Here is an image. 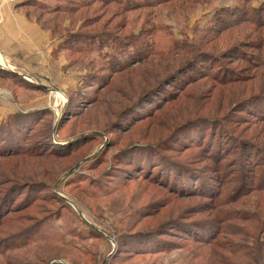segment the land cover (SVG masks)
I'll use <instances>...</instances> for the list:
<instances>
[{
  "label": "rangeland",
  "instance_id": "rangeland-1",
  "mask_svg": "<svg viewBox=\"0 0 264 264\" xmlns=\"http://www.w3.org/2000/svg\"><path fill=\"white\" fill-rule=\"evenodd\" d=\"M13 1L49 46L0 52V264H264V191L237 192L242 157L216 171L200 142L180 145L220 121L223 144L264 149V67L242 61L262 52L264 0ZM204 56L193 76L211 75L181 87ZM182 163L218 195L190 194ZM218 210L230 231L212 239ZM156 231L171 251L147 249Z\"/></svg>",
  "mask_w": 264,
  "mask_h": 264
},
{
  "label": "trees",
  "instance_id": "trees-1",
  "mask_svg": "<svg viewBox=\"0 0 264 264\" xmlns=\"http://www.w3.org/2000/svg\"><path fill=\"white\" fill-rule=\"evenodd\" d=\"M24 2L26 4H28L27 0L24 1ZM254 23H255L256 26H264V20L257 19ZM261 48H262V50H261L262 52H261L260 55L242 58V61L246 62V63H248V64H250V65H252L254 67H257L255 65H258V64H260V66H258V67H264V43H263ZM256 49H259V47L256 48ZM211 59H212L211 57H207V56H204V58L203 57L195 58V60H193L190 63V66H189L188 70L185 71V72L189 71V75H188V77H186V78H184L182 80L183 85L181 87H183L188 82H192V81L196 80L197 78L207 77V76L209 77L211 74L205 73V71L202 74L198 75V76H193V75H195L194 73L198 74L200 72V70L197 68V64L200 63V61H207L208 62ZM254 59H256V60H254ZM221 69H222V67L220 66V69L217 70V72H214L212 74L213 76H217V78H219L218 79L219 81H222V82H228V81L235 82L236 80H239L240 76H238V73L236 71L233 72L231 70L232 73L229 74V73H226V71L219 72V71H221ZM183 72L184 71H182V69H180V70H178L177 73L178 74H182ZM190 73H192V75ZM170 77L176 78V76L174 74H172ZM241 79H242V77H241ZM254 102L255 101H253V100L246 101L247 105L245 107L252 106L254 104ZM142 116H144V115H142ZM236 118H238V116H236ZM227 120H228V122L225 125H229L233 119L232 120L231 119H223L221 121H227ZM210 124L212 126V128H211L212 132H210V134H208L209 138L207 140L205 139V137L201 138V136H199V133H200L199 131L196 132V135H194V134L191 135V131L190 130H188V131L185 130V131H183V133L186 132V133H188V135H191V137L190 136L189 137L191 138V142L192 143L184 142L183 144H180V145H182V146L183 145H192L193 143L200 142L201 145H203V149H205L207 151H211L210 156L213 158L214 162H216L215 165H217L216 166V171L221 170L223 167H225V165H228V163H229V162L227 163L226 160L223 163H221L222 159H224L223 158L224 156H222V155L226 154L227 156H229L230 154H234L235 151H237V154L242 157V162H241L242 163L241 164L242 168L238 171L237 176L235 178V181L240 183V185L237 186V192H238V190H240V188H241V191L242 190H247L246 187H248L249 189H252V191H254V190H260V191L262 190V191H264V160L262 161L263 154H264V149L261 150L258 146L254 147V145H252L251 143H244V145H241V147H238V148H236L234 146V143H228V144L226 143L227 145L223 144V142L225 143L227 139H223L222 137L223 136H227L228 133L226 131H222L223 127L222 128L219 127L220 126V121L219 122L211 121ZM183 126H185V125H183ZM178 130H179V133H180L183 129H178ZM183 133L181 134V136H182V138L186 139L187 137L184 136L185 134H183ZM217 137H219V138H217ZM216 138H217V142H216ZM209 141L211 143H209ZM216 143H217V145H216ZM0 145H3V144H0ZM160 145H161V143L159 142L158 145H156V147L157 146L160 147ZM248 146H251V148H249ZM246 147H248V149L246 150L247 152L245 153L244 148H246ZM0 149L5 150L6 148H4V146H2V147L0 146ZM212 154H214V155H212ZM156 155L159 156V154H156ZM254 158H256V165H255L256 167L249 169L254 164V162H253ZM225 159H226V157H225ZM177 165L181 169V175H180L181 179H184L183 174L185 176L188 175L187 181H189L190 184L193 185L191 190H187V191L190 192V194H196V193L205 194L206 193L205 195L208 194L207 196H210L212 198L216 197L218 195L219 192L217 194H213V190L209 191V189H211V188L208 185L204 186L205 183H202V184H199L198 182L195 183V181H197L198 178H195L196 173L193 172V171H196L197 169L196 168H192L194 170L191 169V166H194V165H190L189 166L188 164H186V165H188V166H186L183 163L182 164H177ZM245 165H249V166L246 167ZM244 169H249V170H244ZM249 172H251V173H249ZM232 173H236V172L231 170L226 176H228L229 174H232ZM197 174H199V173H197ZM227 179H229V178H227ZM245 179H247L249 182L246 183ZM246 185H248V186H246ZM184 191L185 190H183L182 192H184ZM187 191H185V192H187ZM249 191H251V190H249ZM222 202L224 204L228 203V201L226 199H224ZM218 204H219V202H218ZM0 207H7L8 208V206L6 205V202H2ZM6 211H7V209L4 208V211L0 212L1 213L0 216H2ZM231 215H227V212H220L218 210L217 211V215H216L217 217L214 218L216 224H214V220H212L210 225L206 224L207 226H203L204 227L203 229L206 231L205 235L207 234V236H209V238L212 237V239H213L215 237L217 238L218 234H221V233L227 234L230 231L229 227L224 225V226H221L219 228L218 224L222 225V224L226 223V221H231V219L229 218ZM219 216H221L220 219H219ZM197 222L198 221H187V222H184V224L182 226H179L178 223L176 224V226H179V229L182 232H185V233L192 232V234H193V231L191 230V228H192L191 224H193V223L196 224ZM138 235H143V237L141 238L140 242L141 241L146 242L147 239H151L150 237H152V236H150V234H147L146 232L140 233ZM156 235L159 236V238H155L153 240L154 243L152 242L153 246H150V247L148 246L147 249L155 251V253H157V254L161 253V251L163 249H165L167 251H171L172 247L167 249V247L165 245L167 243H164L165 241L161 238L162 237L161 236V232L160 231H156ZM202 236H204V235H202ZM126 242H127V240L123 237V241L120 242V244L118 245L119 248H118L117 251H119V249L124 248L123 246H125L124 243H126ZM168 243H170V242H168ZM144 247L145 246L143 245V248ZM114 258H115V255L111 256L106 261L105 264H114ZM55 263H56V261H55ZM60 264H62V263H60Z\"/></svg>",
  "mask_w": 264,
  "mask_h": 264
},
{
  "label": "crops",
  "instance_id": "crops-1",
  "mask_svg": "<svg viewBox=\"0 0 264 264\" xmlns=\"http://www.w3.org/2000/svg\"><path fill=\"white\" fill-rule=\"evenodd\" d=\"M20 3L0 0V52L9 61L39 58L49 46L48 36L18 11Z\"/></svg>",
  "mask_w": 264,
  "mask_h": 264
},
{
  "label": "flooded vegetation",
  "instance_id": "flooded-vegetation-1",
  "mask_svg": "<svg viewBox=\"0 0 264 264\" xmlns=\"http://www.w3.org/2000/svg\"><path fill=\"white\" fill-rule=\"evenodd\" d=\"M104 261L106 262L107 260H104ZM56 262H58V261H56ZM60 263L64 264V262H60Z\"/></svg>",
  "mask_w": 264,
  "mask_h": 264
}]
</instances>
